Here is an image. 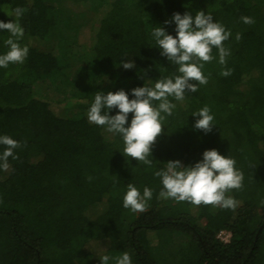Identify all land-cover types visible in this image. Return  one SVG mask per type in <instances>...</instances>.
I'll list each match as a JSON object with an SVG mask.
<instances>
[{
  "label": "trees",
  "instance_id": "16d2710c",
  "mask_svg": "<svg viewBox=\"0 0 264 264\" xmlns=\"http://www.w3.org/2000/svg\"><path fill=\"white\" fill-rule=\"evenodd\" d=\"M54 1L0 0L5 22L15 20L16 7L26 9L18 42L29 48L23 64L0 67V135L22 144L19 159L9 157V170L0 169V264H88L124 252L132 264H264V0H63L96 11L74 41L50 46L59 17ZM199 10L231 31L224 41L231 54L220 65L213 48L202 69L208 83L183 101L169 98L176 108L149 167L125 157L122 137L89 123L87 112L96 92L124 89L132 99L133 88L179 75L151 31L161 26L176 35L175 22H164ZM10 35L0 31V54ZM123 60L135 67L124 69ZM224 67L231 75L220 74ZM205 106L216 124L208 133L193 127L192 113ZM213 148L244 174L243 187L226 193L235 210L158 198L156 171L169 160L194 165ZM129 183L141 194L145 186L153 190L144 212L124 208Z\"/></svg>",
  "mask_w": 264,
  "mask_h": 264
},
{
  "label": "clouds",
  "instance_id": "9594fccd",
  "mask_svg": "<svg viewBox=\"0 0 264 264\" xmlns=\"http://www.w3.org/2000/svg\"><path fill=\"white\" fill-rule=\"evenodd\" d=\"M25 11V8L16 7L12 14L15 20H0V31L11 34L4 41L8 51L0 54V67L7 68L10 63L23 64L28 56L29 48L21 46L18 42L24 36V29L18 21ZM241 20L249 25L255 22L250 16H242ZM172 21L176 25V35L169 34L164 27L159 26L153 28L151 36L155 45L161 49V55L177 65L180 74L174 78L158 79L154 86L145 84L143 87L133 88L132 99H129L128 92L124 89L109 91L107 94L103 91L96 92L87 112L89 123L122 137L124 147L121 152L125 157L135 158L149 167L153 165V145L163 131V122L167 116L173 115L176 108V104L169 98L183 101L186 93H195L199 91V86L208 83V77L202 69L205 63L214 59L213 48L218 49L220 65H226V58L231 54L230 49L224 46V41L230 38L231 31L214 21L211 13L206 14L199 10L193 17L190 12H176L171 20L164 23L169 24ZM241 39L242 34L237 33L236 40ZM120 63L124 69L135 67L132 60H123ZM220 74L227 77L231 75V69L224 67ZM112 109H118L117 114L110 115ZM129 113H132L130 124ZM192 115L198 117L193 126L196 130L208 133L216 125L207 106ZM0 145L5 146L4 151L0 153V169L8 171L9 157L19 159L15 150L22 147V144L9 135H0ZM235 165L233 158L222 155L215 148L205 150L202 160L187 167L180 160H169L163 169L154 173L161 179L163 186L158 198L235 210L237 201L226 195L231 190H240L243 187L244 174ZM152 196L153 190L149 187L145 186L141 194L137 187L129 183L123 196V206L134 213L144 212L147 201L151 200ZM261 204H264V200ZM99 258L102 264H109L110 259L114 260V264H132L128 252L114 258L109 255Z\"/></svg>",
  "mask_w": 264,
  "mask_h": 264
},
{
  "label": "rangeland",
  "instance_id": "374dc122",
  "mask_svg": "<svg viewBox=\"0 0 264 264\" xmlns=\"http://www.w3.org/2000/svg\"><path fill=\"white\" fill-rule=\"evenodd\" d=\"M57 5L58 14V24L53 30V35L49 39L48 44L54 46L58 40L66 39L68 42H72L75 39L77 29L84 24H87L91 21L94 13L96 11V5H91L86 3V5H76L72 8L68 7L63 0L54 1ZM114 69H109L108 73L113 72ZM59 83L54 81V84ZM246 85H241L240 89L246 91ZM71 112H76L75 108L70 109ZM229 234L227 232L221 233L220 238H228ZM223 240V239H222ZM100 256L93 257L88 264H102V261L99 258Z\"/></svg>",
  "mask_w": 264,
  "mask_h": 264
},
{
  "label": "built area",
  "instance_id": "2783aa9c",
  "mask_svg": "<svg viewBox=\"0 0 264 264\" xmlns=\"http://www.w3.org/2000/svg\"><path fill=\"white\" fill-rule=\"evenodd\" d=\"M229 234V233H228ZM225 242L228 241L229 237L228 238H222Z\"/></svg>",
  "mask_w": 264,
  "mask_h": 264
}]
</instances>
